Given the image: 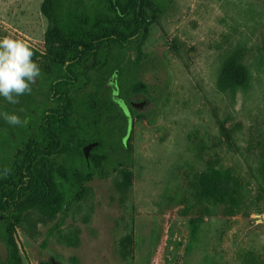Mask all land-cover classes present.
Segmentation results:
<instances>
[{
	"label": "rangeland",
	"instance_id": "obj_1",
	"mask_svg": "<svg viewBox=\"0 0 264 264\" xmlns=\"http://www.w3.org/2000/svg\"><path fill=\"white\" fill-rule=\"evenodd\" d=\"M53 1L0 0V38L27 43L41 68L19 104L0 97V156L58 108L50 78L70 43ZM164 1L140 44L113 46L88 82L66 87L107 111L95 124V111L81 110L95 144L80 149L102 171L63 211L22 196L0 219L2 264H264V0ZM61 2L68 21L76 0ZM86 2L92 15L107 4ZM110 97L123 113L105 108ZM5 112L26 123L9 125ZM77 137L54 155L60 176L82 160Z\"/></svg>",
	"mask_w": 264,
	"mask_h": 264
},
{
	"label": "trees",
	"instance_id": "obj_2",
	"mask_svg": "<svg viewBox=\"0 0 264 264\" xmlns=\"http://www.w3.org/2000/svg\"><path fill=\"white\" fill-rule=\"evenodd\" d=\"M106 1L105 9L92 15L86 0H76L77 6L68 21L60 16L64 11L61 0L53 1V20L66 33L70 43L69 53L61 62L58 74L50 78V98L59 105L57 109L42 112L35 131L15 154L11 152L0 156V219L5 218L26 194L50 201L60 211L66 210L69 198L77 195L84 180L96 171H102V165L92 154L85 158L80 149L93 140L87 127L91 119L81 110L86 108L95 111L96 115L92 119L95 124L103 120L107 111H98L97 105L92 106L86 99L77 101L67 93L66 87L88 82L89 70L100 66L105 54L113 46L128 47L135 42L140 44L147 34L148 26L163 13L165 7L164 0ZM238 77H245L242 66H239ZM93 81L96 82V79ZM133 90L146 89L144 84L136 83ZM98 98L99 95L96 101ZM104 101L105 108L110 112L123 110L114 98ZM129 123L132 128V120ZM71 135L78 136V155L82 160L60 176L54 155L61 148L63 140H68ZM129 136L130 130L127 138ZM16 140L13 138V141ZM97 140L98 145L102 144L101 138ZM11 262L10 257L5 264Z\"/></svg>",
	"mask_w": 264,
	"mask_h": 264
},
{
	"label": "clouds",
	"instance_id": "obj_3",
	"mask_svg": "<svg viewBox=\"0 0 264 264\" xmlns=\"http://www.w3.org/2000/svg\"><path fill=\"white\" fill-rule=\"evenodd\" d=\"M33 57L34 52L24 41L10 36L0 39V97L6 102L16 105L21 96L31 94V86L41 75L40 65ZM3 119L13 127L26 123L18 115L6 112Z\"/></svg>",
	"mask_w": 264,
	"mask_h": 264
},
{
	"label": "water",
	"instance_id": "obj_4",
	"mask_svg": "<svg viewBox=\"0 0 264 264\" xmlns=\"http://www.w3.org/2000/svg\"><path fill=\"white\" fill-rule=\"evenodd\" d=\"M95 143H90L88 145L85 146V153L86 155H88L89 153V150L90 148L94 145ZM0 251H1V256H2V259L5 260L6 257H7V254H8V251H7V247H6V244L0 240Z\"/></svg>",
	"mask_w": 264,
	"mask_h": 264
},
{
	"label": "flooded vegetation",
	"instance_id": "obj_5",
	"mask_svg": "<svg viewBox=\"0 0 264 264\" xmlns=\"http://www.w3.org/2000/svg\"><path fill=\"white\" fill-rule=\"evenodd\" d=\"M49 87H50V94H51V84H50V86H49ZM50 99H51V98H50ZM51 100H52V99H51ZM52 101H53V100H52ZM47 110H48V109H47ZM7 256H8V255H7ZM6 258H7V257H6Z\"/></svg>",
	"mask_w": 264,
	"mask_h": 264
},
{
	"label": "crops",
	"instance_id": "obj_6",
	"mask_svg": "<svg viewBox=\"0 0 264 264\" xmlns=\"http://www.w3.org/2000/svg\"><path fill=\"white\" fill-rule=\"evenodd\" d=\"M49 92H50V87H49Z\"/></svg>",
	"mask_w": 264,
	"mask_h": 264
}]
</instances>
